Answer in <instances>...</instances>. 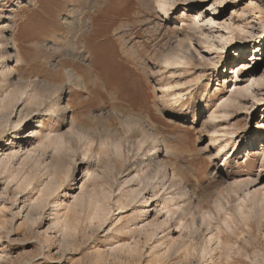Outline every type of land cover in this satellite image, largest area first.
Here are the masks:
<instances>
[{"label":"rangeland","instance_id":"rangeland-1","mask_svg":"<svg viewBox=\"0 0 264 264\" xmlns=\"http://www.w3.org/2000/svg\"><path fill=\"white\" fill-rule=\"evenodd\" d=\"M93 1L0 0V56L11 50L16 72L7 91H27L0 118V264H264V163L245 156L250 144L263 149L264 88L228 118L220 107L244 60L235 47H256L264 63V0H172L170 20L156 0H109L101 16ZM185 6L206 30L182 24ZM212 18L219 29H207ZM40 120L43 134L68 136L58 152L28 150Z\"/></svg>","mask_w":264,"mask_h":264},{"label":"bare ground","instance_id":"bare-ground-1","mask_svg":"<svg viewBox=\"0 0 264 264\" xmlns=\"http://www.w3.org/2000/svg\"><path fill=\"white\" fill-rule=\"evenodd\" d=\"M109 0H96L94 3H93V5L91 4V7H98L99 8V10H100V16H101V14L103 13V11H104V9H102L101 7L102 6H104V4L106 3V2H108ZM156 2V6H157V9H159V11L164 15V20H170L171 19V17H170V11L171 10H173V7H174V5L172 4V0H156L155 1ZM242 2V0H233V2H232V4H236V3H241ZM198 3V0H195L192 4H197ZM153 4H154V2H153ZM94 8V9H95ZM93 9V8H92ZM185 9H186V12L184 13V14H182V17H186V20H184V19H182L181 21L183 22L182 24H186V25H188V27H189V29H190V31H195V32H201V31H203V30H206V27H204L205 25L202 23V19H201V15H197V16H191V14L190 13H192V10L191 9H189L188 8V6H185ZM236 10L238 9V12L240 13V17H243L244 16V13L246 12V10H241V9H239L238 7H236L235 8ZM82 10V9H81ZM238 13V14H239ZM246 14V13H245ZM74 18V17H73ZM90 19V18H89ZM95 19V18H94ZM77 20V22H79L80 23V25L82 26L81 27V31H83L84 29H85V27L88 25V22H86L85 21V23H82V19L81 20H79V19H76ZM100 20H102V19H100ZM71 21V20H70ZM93 21V20H92ZM245 21V20H244ZM179 22H180V20H177V18L175 17L174 18V21H173V24H179ZM243 22V21H242ZM82 23V24H81ZM92 23V22H91ZM201 23L203 24V25H201ZM209 24H211V25H214V26H210L209 28L207 27V29H210L211 31H213V29L214 28H217V29H219L220 28V25H218V26H216L215 25V23H216V21H215V19H210V21L208 22ZM71 24V23H70ZM12 28V27H11ZM92 29V28H91ZM239 31H241V32H244L245 31V29H242V28H240V30ZM84 32V31H83ZM231 32H235L234 30H231ZM82 33V32H81ZM181 33V32H180ZM12 36V35H11ZM264 36V33L262 34V36L261 37H263ZM179 37V36H178ZM185 37V36H184ZM233 37H234V34H232V36L231 37H228L227 38V40L228 41H231V39H233ZM5 38V37H4ZM183 37H181V39H182ZM189 39H190V37H189ZM204 42V44H205V47H206V49H208L209 51L211 50V46L209 45V43L208 42H206V40L205 41H203ZM13 46H14V44H13ZM248 46H249V44L248 43H240V44H238V46L237 47H235V48H237L236 50V52L238 53V54H240V55H242V57L244 58V60L241 62V63H238L235 67H233L232 68V71H230V74H232L233 75V78L235 79V83H234V89H231V95L229 96V98L228 99H226V100H224L222 103H221V105H220V107H221V109L223 110V114H224V118H228V116H229V109H230V107H231V109H233V107L234 108H238L239 109V105L237 106V104H238V102H240V98H242V96L243 95H245L246 93H248L249 91H251V90H253V89H258V90H263V88H264V74L263 75H259V77H258V75L257 74H259V71H261V68L263 67V65H264V63L262 62V61H257L256 59H258L257 57L260 55V53H261V51L260 50H257L256 49V47H253V48H248ZM1 48L3 47V46H0ZM192 47V46H191ZM228 47V43L227 44H223V45H221V47H220V49L222 50V51H224V50H226V48ZM90 48V47H89ZM5 49V48H4ZM195 51V50H194ZM245 51H255L254 52V54H255V59H254V61H253V59H251L249 56L247 57V58H245L246 56L244 55V52ZM192 49L190 48L189 49V58L190 59H192L193 58V56H192ZM194 53V52H193ZM250 53V52H249ZM219 56V55H218ZM245 56V57H244ZM84 57V56H83ZM250 58V64H252L250 67H252V68H250L251 70H249V74H247L246 76L244 75V73H245V68H246V66H247V63H245V60L246 59H249ZM13 59H14V54H12V51L11 50H4V52H3V55L2 56H0V81H2L3 83L2 84H0V92L2 91L3 93L2 94H0V118L2 119V118H5V115L8 113V111H9V109L7 108V107H9L11 110H12V106L14 107V105L15 104H18L21 100H22V97H23V95H24V93H25V91H26V89H25V91H24V89H23V87H22V89L23 90H21V89H18V87H16L17 88V91H15V93H13L12 94V92L14 91V90H16V89H14L12 92H9V91H7V87H6V83H5V80H8L10 77H13L14 76V72H15V66L11 63L12 61H13ZM263 59V58H262ZM61 62V61H60ZM249 63V62H248ZM59 64H61V63H59ZM72 66V65H71ZM57 67V66H56ZM59 67V66H58ZM70 68V67H69ZM55 69V68H54ZM65 69V68H64ZM68 69V68H67ZM73 69V68H72ZM58 70V69H57ZM61 70V69H60ZM70 70V69H69ZM228 70H229V68H228ZM62 71V70H61ZM16 73V72H15ZM66 73V72H65ZM65 73H63V74H65ZM67 73H68V75H70V72H68V70H67ZM73 73V70H72V72H71V74ZM228 73V72H227ZM66 76V75H65ZM72 75H70V77H71ZM66 78H68V77H66ZM52 83V82H51ZM243 83H245V85L243 84ZM53 84V83H52ZM51 84V85H52ZM55 84V83H54ZM51 85H50V87H51ZM58 86V85H57ZM49 86L47 85V88H48ZM52 88V87H51ZM60 88V87H59ZM58 88V89H59ZM62 89H63V87H61ZM56 89H57V87H56ZM44 90H46V88L44 89ZM48 90V89H47ZM53 90V89H52ZM58 91H61V90H58ZM57 91V92H58ZM27 92V91H26ZM47 92V91H46ZM50 92V91H49ZM42 93V92H41ZM61 93V92H60ZM27 95V94H26ZM25 96V95H24ZM47 96V95H46ZM62 95L60 94V99H62V97H61ZM27 97V96H26ZM30 97V96H29ZM48 97V96H47ZM35 98H37V97H35ZM49 98V97H48ZM48 98L46 99V97H45V99H42V101L40 102V101H38L39 103H36V105H39L40 106V104L41 105H44L47 101H48ZM244 98V97H243ZM242 98V99H243ZM58 98H56V100H57ZM59 99V100H60ZM35 99L33 98V100H32V102L34 101ZM51 100V99H50ZM49 100V101H50ZM36 101V100H35ZM34 101V102H35ZM45 101V102H44ZM53 101H55V100H53ZM242 101V100H241ZM62 102V100H60V102L58 101V103H61ZM54 104V105H52V108H51V106H50V108H48V109H50V110H48L49 112H51V111H53L52 113L53 114H57V112H58V110H60V109H62L63 108V106H59L58 107V105L59 104ZM30 104V103H29ZM46 105H47V103H46ZM25 106V105H24ZM28 106V105H27ZM26 106V107H27ZM29 107H31L30 105H29ZM43 107V106H42ZM41 107V108H42ZM15 108V107H14ZM32 108H34V107H32ZM37 108V107H36ZM39 108V107H38ZM40 108V109H41ZM217 108V107H216ZM8 109V110H7ZM30 109V108H29ZM64 109V108H63ZM14 111V110H13ZM29 111V110H28ZM11 112V111H10ZM43 112H45V110H43ZM43 112H42V114H43ZM47 112V111H46ZM30 113H34V111H31L30 110ZM36 113V112H35ZM41 113V111L40 112H37V114L39 115ZM51 114V113H50ZM219 113L216 111V112H213L212 113V117H215V118H217L219 115H218ZM9 115V114H8ZM27 115H28V113H27ZM31 115V114H30ZM36 115V114H35ZM32 116V115H31ZM30 116V117H31ZM9 117V116H8ZM6 119V118H5ZM10 120V119H9ZM24 120V119H23ZM172 119L170 118V119H168V121L169 122H172L171 121ZM4 122H6V121H4ZM7 122H8V120H7ZM41 123H42V120H40L39 122H38V125L36 126V128L35 129H33V130H31V135H28V137L29 138H33L32 139V142L30 143V148H28V150H30V152H36V151H38V152H42V153H47L48 151H50V152H58V150H59V148H60V146H61V144H60V139L63 137V136H66L67 138H68V136L64 133V134H62L61 133V135L59 136H57V137H53L52 136V134H51V132H48V133H46V134H43V132H42V130H41ZM30 124V120L28 121V123H27V125H29ZM139 124V123H138ZM16 127H20L19 129H18V131L19 130H22L24 127H27V125L25 124V125H23L22 126V123L20 122V121H17L16 122ZM142 129L144 130V129H146V126H143L142 127ZM69 131V130H68ZM73 131V130H72ZM6 133V128H4V126H3V122H1L0 123V138H1V136L2 135H4ZM68 133V132H67ZM73 132H71L70 131V135L72 134ZM60 134V133H59ZM80 134V133H79ZM215 134H217L216 133V131H215ZM230 134H232L233 136H231V138H235V133H233V132H225L224 133V138L225 137H227V135L229 136ZM69 135V136H70ZM74 135H75V133H74ZM83 135V134H82ZM149 135H150V138L152 137V138H154V135H153V132H150L149 133ZM80 136V135H79ZM78 136V137H79ZM65 137V138H66ZM81 137V136H80ZM80 137H79V139H80ZM214 137V136H213ZM238 137V136H237ZM236 137V138H237ZM77 138V137H76ZM81 138H85L84 137V135L81 137ZM221 138V137H220ZM223 138V140H221V141H223V145H221L220 147H221V151L220 152H218L219 154L220 153H223L222 152V150H224L227 146H228V144H229V142H228V140H225ZM230 138V139H231ZM70 139H71V137H70ZM216 139H218V137L216 138ZM78 140V139H77ZM234 140V139H233ZM232 140V141H233ZM63 141V140H62ZM61 141V142H62ZM65 141H66V139H65ZM76 141V140H75ZM90 141V140H89ZM114 142V141H113ZM231 142V141H230ZM3 144V142L0 140V145H2ZM86 145V144H85ZM118 145V144H117ZM116 145V146H117ZM252 144H250V145H248V147H249V149H247L246 150V158H253V157H255V156H259L260 157V161L262 162V163H264V145H263V149H262V152H261V154H260V152H259V154H258V150H257V148L256 147H252L251 146ZM237 147L238 146H235L233 149H235V151L233 152V153H236L237 152ZM151 150H149L150 151V153H151V151L153 150V149H155V147H152V148H150ZM118 150V149H117ZM148 151V152H149ZM120 153V152H119ZM157 153H159V152H152L151 154H149L150 156H154V155H156ZM30 154H32V153H30ZM36 154V153H35ZM156 156H154V159L153 160H155V161H157L161 166H160V170L158 171V172H155L154 173V175L155 176H158L159 174H161V176H162V180H160V181H163V182H161L162 184H163V186H167V184H166V181H168L169 180V178H167V173L166 172H168L167 170V164H165L164 163V160L162 159H156L155 158ZM248 160V159H247ZM28 163V162H27ZM159 168V167H158ZM168 168H169V166H168ZM163 170V172L161 173V171ZM157 171V170H156ZM152 172V171H151ZM73 173V172H72ZM168 174H170V171H169V173ZM149 175V174H148ZM171 176H173V178H171V182H170V184H171V186H170V189H171V187L172 188H174L175 187V185H177V184H174L173 182V179L176 177V173L175 172H173V173H171ZM68 177H69V175H68ZM151 177V176H150ZM149 177V178H150ZM158 178H159V176H158ZM147 180H148V178H146ZM152 179V178H151ZM155 179V178H154ZM165 179H167V180H165ZM146 180V181H147ZM151 181H153V180H151ZM148 182H149V180H148ZM155 182H156V180H155ZM29 183H30V181H27V180H25L24 181V184H22L21 186H20V188H21V190H22V192H27V190H28V188H29ZM152 183V182H151ZM150 183V184H151ZM154 183V182H153ZM160 183V184H161ZM249 183H252V182H249ZM249 183H247L246 184V187L247 186H249L250 184ZM148 184V183H147ZM147 184H145V186L147 185ZM158 185V184H157ZM183 185V184H182ZM159 186V185H158ZM158 186H156V188L158 187ZM162 186V185H161ZM181 186V185H180ZM148 187H151L150 185L148 186ZM164 187V188H165ZM177 187V186H176ZM146 188V187H145ZM161 188V187H160ZM153 189L155 190V188H154V185H153ZM152 190V189H151ZM51 191V190H50ZM49 191V189H48V191L47 192H49L48 194H47V197H49L52 193ZM154 192V191H153ZM183 194L185 195L186 194V190L185 189H183ZM20 193V192H19ZM76 194V192L72 195V194H70V195H72V197L74 196ZM154 194V193H153ZM255 194V193H254ZM69 195V194H68ZM156 196V195H155ZM184 198H186L187 200H188V197H187V195L186 196H184ZM173 199H175V198H172V200ZM191 200V199H190ZM61 202H60V204H63V202L64 201H62V200H60ZM44 202H46V201H44ZM43 201H42V203H44ZM185 202H187V201H185ZM42 203L40 204V206H38V211H37V214H39V217H40V215L42 214V210H43V208H44V204L42 205ZM190 205V204H189ZM189 205H187L185 208H183L182 209V214H185L186 213V211L188 210V208H189ZM100 206V205H99ZM172 208V207H171ZM166 212L167 213H172V214H174V212L168 207L167 208V210H166ZM30 213H31V211H30ZM34 213H35V211H34ZM105 215V214H104ZM32 216V215H31ZM39 217H38V220H39ZM182 219V217L180 216L179 217V220H181ZM37 220V219H36ZM163 223H165V222H163Z\"/></svg>","mask_w":264,"mask_h":264}]
</instances>
